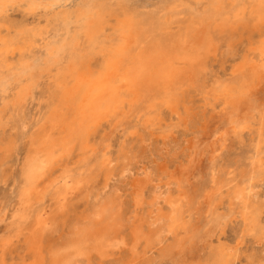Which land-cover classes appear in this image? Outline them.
<instances>
[{
  "label": "rangeland",
  "instance_id": "obj_1",
  "mask_svg": "<svg viewBox=\"0 0 264 264\" xmlns=\"http://www.w3.org/2000/svg\"><path fill=\"white\" fill-rule=\"evenodd\" d=\"M86 1L100 9L94 18L103 25L97 35L89 32L87 40L84 18L72 24L61 19L47 25L40 22L37 28V19L12 12L8 21L27 24L38 33L33 42L23 34V41L13 49L4 45L13 31L6 35V26L0 27V256L4 264H53L67 257L71 264H264V170L258 172L254 164L255 148L264 142V66L258 60L264 48V23L256 21L258 0ZM118 18L130 20L129 27L120 29ZM121 40L133 56L156 52L176 62L181 75L171 95L150 83L139 86V96L121 88L120 108L110 109L98 126L89 123L70 137L65 127L57 126V143L48 149L62 146L53 153L63 157L52 155L55 159L49 163L46 158L47 166L43 161L44 185L33 197L31 209L19 216L23 170L33 158L41 130H49L54 120L73 117L87 83L103 79L106 56ZM79 62H89V76L86 86L83 83L73 92L78 83L71 74ZM191 62L201 65L193 73ZM64 81L69 85L67 105ZM81 132L84 136L79 140ZM104 154L112 160L106 168L102 167ZM234 187L252 190L262 204L258 227L252 232L244 225L240 209L233 206ZM169 201L181 206L186 232H170ZM106 203L121 212L123 221L117 218L119 226L114 227L116 238L109 230L105 240L85 243L80 234L103 229L100 213ZM233 208L234 213L213 231V210L227 215ZM180 240L184 244L178 250ZM74 241L78 247L70 245Z\"/></svg>",
  "mask_w": 264,
  "mask_h": 264
},
{
  "label": "bare ground",
  "instance_id": "obj_2",
  "mask_svg": "<svg viewBox=\"0 0 264 264\" xmlns=\"http://www.w3.org/2000/svg\"><path fill=\"white\" fill-rule=\"evenodd\" d=\"M236 2V1H235ZM233 2V3H235ZM257 5L255 8L254 13L256 14V21L260 22L261 24L264 23V1L258 0L256 1ZM232 3V4H233ZM237 3V2H236ZM97 5V4H96ZM238 5V3L236 4ZM244 5V4H243ZM247 5V4H246ZM234 6V5H233ZM242 7V6H241ZM254 7V6H253ZM247 8V7H246ZM99 8H93V6L91 5V3L87 2L86 0H0V27L6 26V32L8 34L11 33V31H13V35H8L6 38H4V45L6 49H13V47L15 46V44L17 43V41L22 40L21 38L23 37V34H25V36L29 37L30 40H32L31 42H33L37 36V32H34L33 29H29L27 28V24H22L20 26H16L14 24H12V22L8 21L9 17H10V13L12 12H22L25 16L29 15L32 17V21L37 19V22L35 23L36 27H40V22L44 23V25L49 24V22L55 20V19H61L63 22H66L68 24H72L75 23L76 21H81L82 18L87 19L83 24L85 25V28L83 29L84 31V35L86 37V40L88 39V33L90 32L91 34H98V31L101 30V25L100 26V22L99 20H96L94 18L95 14H99ZM241 10V9H240ZM239 10V11H240ZM243 10V9H242ZM247 10V9H246ZM252 10V7H251ZM105 11H103L104 13ZM222 12V11H221ZM237 12V11H236ZM247 12V11H246ZM20 13H17L18 15ZM102 13V14H103ZM239 13V12H238ZM253 13V14H254ZM108 14V13H107ZM249 14V13H248ZM23 15V16H24ZM113 15V14H111ZM131 15V14H130ZM235 15V14H234ZM101 16V15H100ZM103 16V15H102ZM101 16V17H102ZM220 16V15H219ZM241 16V15H240ZM21 17V16H19ZM29 17V18H31ZM115 17V16H114ZM117 17V16H116ZM119 17V16H118ZM121 17V16H120ZM119 17V18H120ZM125 17V16H124ZM235 18H238L236 16H234ZM243 17V16H242ZM12 18V17H11ZM119 18L117 20H119ZM234 18V19H235ZM248 18V17H246ZM24 19H26L24 17ZM99 19V18H98ZM116 19V18H115ZM122 18H120L121 20ZM124 19V18H123ZM128 19V17L126 18ZM122 20L120 22V20L118 22L121 23L120 25V29H127L129 27V21L128 20ZM245 19V18H244ZM251 19V18H250ZM15 20V19H14ZM28 20V19H27ZM104 20V19H103ZM230 20V19H229ZM232 20V19H231ZM238 20V19H237ZM242 20V19H241ZM248 20V19H247ZM246 20V21H247ZM29 21H31V19H29ZM101 21V20H100ZM234 21V20H233ZM117 22V21H116ZM237 22V21H236ZM244 22V21H243ZM255 22V21H254ZM8 23V24H7ZM26 23V22H25ZM31 23V22H30ZM65 23V24H66ZM94 24V26H91V24ZM233 23V22H232ZM241 23V22H239ZM223 24V23H222ZM238 24V23H237ZM243 24V23H242ZM192 25V23H191ZM236 25V24H235ZM101 28H100V27ZM189 26V24H187V27ZM231 26V25H230ZM33 27V26H32ZM186 27V28H187ZM243 27V26H242ZM1 29V28H0ZM100 29V30H99ZM167 29V28H166ZM236 29V28H235ZM244 29V28H243ZM3 30V28H2ZM36 30V29H35ZM168 30V29H167ZM187 30V29H186ZM190 30V28H189ZM5 31V30H4ZM164 31V29H163ZM188 31V30H187ZM193 33V32H192ZM1 34V32H0ZM234 35V34H233ZM189 37V36H188ZM186 38V37H185ZM182 39V36H181ZM76 41H78V37L75 39ZM23 41V40H22ZM25 41V39H24ZM27 41V40H26ZM122 42L120 44L117 45V47L115 48V50L113 52H110L106 57V70H105V74L103 76V79L101 80H96L95 82H86L87 79H85V77L87 76V72L86 70L88 69L87 67L90 66L89 62H79L77 64H75L74 69L72 71L71 77L73 75V81L75 80L76 84L75 86H73L72 90L74 91H78L80 89V87H82L81 84L87 83L88 85V89L86 88V93L83 94V96H81V101L79 106L77 107V109H73L75 110L74 112H77L73 115L72 118H61L59 121L54 120V122L50 123V128L49 130L43 129L41 130V134H40V138L38 140V142L34 145V143L32 142V146L34 145V148L32 149L33 152V158L32 160L28 162L27 166L24 168L23 170V177H24V185L21 187L20 189V194H19V210L18 212L20 213L19 216H23L26 215V213L31 209L32 207V202H33V197L35 196V194H37L39 191H41L42 189V185L43 182V174H44V170H41V168H44V165H42L43 161L46 159L49 162H51V159L54 158V156H56V153L54 155L53 151L56 150L55 152L59 151L60 146L59 145V149H54L53 151H49V149H53V147L55 146V142L57 143V141L54 139V134H55V129L57 126H63L65 127V129L69 132L66 137H70L73 133V131L76 133H79L80 130H82V128L87 129L85 126H88L89 123H93L94 126H98L99 123H101L100 121H102V119L106 120L108 111L111 109V112H115L116 110H118L120 108V99H119V90L121 88H127L128 91L131 92V94H133L134 96L137 95L139 96L140 93H138L140 91L139 86L141 84L144 83H150L153 86H156L158 88L162 89V92H164L166 95H171V87L175 84L176 82V78L178 76L181 75V70L177 69L173 63L176 62H170L169 59H165V57L160 56L159 55H154L153 52L151 53H147V54H143L141 56H133L131 55V48L127 49H123L124 43L123 41L125 40H121ZM261 42H263L262 40H260ZM259 41V42H260ZM3 42V41H2ZM21 42V41H20ZM261 45V43H259ZM26 45V44H25ZM126 45V44H125ZM132 45V44H131ZM140 45H143L142 42L140 43ZM262 45L264 46V43H262ZM261 45V46H262ZM2 46V45H1ZM21 46V45H20ZM22 47V46H21ZM27 47V46H26ZM125 48V47H124ZM229 48V47H228ZM22 49V48H21ZM28 50V49H27ZM138 50V49H137ZM232 49H230L231 52ZM260 50V49H259ZM258 51V50H257ZM261 51V55H260V62L263 63L262 65L264 66V48ZM101 52H103L101 50ZM105 52V51H104ZM233 52V50H232ZM231 52V54H232ZM20 54V53H19ZM104 54V53H103ZM136 54V53H135ZM181 54V53H179ZM106 55V54H105ZM104 55V56H105ZM207 55V54H205ZM27 56V55H26ZM28 57V56H27ZM211 57V56H208ZM19 58V57H18ZM132 59V60H130ZM174 59V58H173ZM186 59V58H185ZM209 59V58H208ZM207 59V60H208ZM104 60V59H103ZM131 61L130 63H127V61ZM172 60V59H171ZM88 61V60H87ZM188 61V60H187ZM198 61H201V59H199ZM205 61V60H204ZM179 62V61H178ZM183 62V61H182ZM208 62V61H207ZM180 63V62H179ZM177 63V64H179ZM185 63V62H183ZM200 62H194L192 64L191 62V66L192 70H189L190 73L195 72L193 70L194 67L199 66L200 68ZM254 63V62H253ZM176 64V65H177ZM188 64V63H186ZM255 64V63H254ZM182 65V64H181ZM185 65V64H184ZM207 65V64H206ZM261 66V65H260ZM261 66V67H263ZM203 67V66H202ZM260 67V68H261ZM92 69V68H91ZM203 69V68H202ZM6 70V69H5ZM72 70V69H71ZM90 70V68H89ZM201 70V69H199ZM7 71V70H6ZM88 71V70H87ZM234 71V70H233ZM95 72V70H94ZM93 73V72H92ZM237 73V72H234ZM89 76V74H88ZM261 76V74H260ZM75 77V79H74ZM255 77V76H254ZM66 81V80H65ZM64 81V86L62 87L64 91V105L68 104V98L70 96L69 94V85L67 87V83ZM118 82L119 83V87H117V85H115V83ZM117 83V84H118ZM256 83V82H255ZM258 83V81H257ZM62 84V83H61ZM73 84V83H72ZM71 85V84H70ZM81 85V86H79ZM86 86V85H85ZM220 86V85H219ZM224 88V87H223ZM222 88V89H223ZM22 89V88H21ZM20 89V90H21ZM123 90V89H122ZM243 90V89H242ZM23 91L20 93V96L23 95ZM81 91V90H80ZM85 91V90H84ZM83 91V92H84ZM95 91V93H94ZM121 91V90H120ZM226 91V90H225ZM26 92V91H25ZM28 92V90H27ZM71 92V91H70ZM161 92V91H160ZM72 93V92H71ZM81 93V92H80ZM128 93V92H127ZM138 93V94H137ZM179 93V92H178ZM241 93V92H240ZM17 94V93H16ZM130 94V93H129ZM158 94V92H157ZM160 94V93H159ZM180 94V93H179ZM225 94V93H224ZM79 95V94H77ZM19 96V94H18ZM132 96V95H131ZM123 97V96H122ZM71 98V97H70ZM78 98V97H77ZM22 99V98H21ZM79 99V98H78ZM222 99V98H221ZM80 100V99H79ZM18 101V99H17ZM191 101V99H190ZM72 102V101H71ZM70 103V101H69ZM77 104V101L75 100L74 104ZM79 103V101H78ZM129 103V102H128ZM132 103V102H131ZM161 103V102H160ZM164 103V102H163ZM75 104V105H76ZM158 104V103H157ZM169 104V103H168ZM167 105V104H165ZM172 105V104H171ZM179 105V104H178ZM194 105V104H192ZM156 106V105H154ZM177 106V105H176ZM68 107V106H67ZM157 107V106H156ZM63 108V107H62ZM127 108V107H126ZM153 108V107H152ZM56 109V108H55ZM65 109V108H64ZM168 109V108H167ZM175 109V108H174ZM70 110V108H69ZM130 110V109H129ZM67 111V110H66ZM175 111V110H174ZM57 112V111H56ZM68 112V111H67ZM73 112V110H72ZM70 112V113H72ZM124 112V111H123ZM160 112V111H159ZM66 113V112H65ZM120 112H118L119 115ZM59 116H57L58 118L62 117L63 114L58 113ZM121 115V114H120ZM124 113L121 115L123 116ZM67 116H70L69 114H67ZM66 117V116H65ZM194 118V117H193ZM2 120V119H1ZM117 120V119H116ZM25 121V120H24ZM50 121V120H49ZM37 122V121H36ZM60 122V123H59ZM106 122V121H105ZM144 122V121H143ZM263 122V121H261ZM48 123V122H47ZM117 123V122H116ZM136 123V122H135ZM251 123V122H250ZM260 123V122H258ZM257 123V124H258ZM140 124V123H139ZM262 124V123H261ZM157 125V124H156ZM241 125V124H240ZM239 125V126H240ZM244 125V124H243ZM242 125V126H243ZM259 125V124H258ZM264 125V124H263ZM48 126V124H47ZM90 126V125H89ZM245 126V125H244ZM249 126V125H248ZM49 127V126H48ZM232 127V126H231ZM247 126H245L246 128ZM258 127V126H257ZM256 127V128H257ZM85 129H83L85 131ZM225 129V128H224ZM240 129V128H239ZM65 130V131H66ZM242 130V129H241ZM244 130V128H243ZM264 130V129H263ZM21 131V130H20ZM129 131V130H128ZM258 131V129H257ZM260 132V131H259ZM20 133V132H19ZM63 132H61L62 134ZM82 133V132H81ZM90 133V132H88ZM83 134V133H82ZM129 134V133H128ZM131 134V133H130ZM261 134V133H260ZM23 135V134H22ZM57 134H55L56 136ZM79 140L80 138H82L81 136H84L79 134ZM133 135V133L131 134ZM58 136V135H57ZM56 136V137H57ZM260 136V135H259ZM22 137V136H21ZM61 137V136H60ZM65 137V136H63ZM88 137V136H87ZM93 137V136H92ZM95 137V136H94ZM125 137V136H124ZM174 137V136H173ZM261 137V136H260ZM259 137V138H260ZM16 139V138H15ZM62 139V138H61ZM70 139V138H69ZM262 139V137H261ZM264 139V138H263ZM262 139V142L264 141ZM18 140V139H17ZM16 140V141H17ZM76 140V139H75ZM78 140V139H77ZM95 140V139H94ZM123 140V139H122ZM258 140V139H257ZM21 141V140H20ZM96 141V140H95ZM77 142V141H76ZM125 142V141H124ZM75 143V142H74ZM260 142H256V144H259ZM12 144V143H11ZM14 144V143H13ZM17 144V143H16ZM63 144V143H62ZM76 144H80V143H76ZM86 144V143H85ZM91 144V143H90ZM255 144V145H256ZM25 145V144H24ZM119 145V144H118ZM253 145V146H255ZM78 146V145H76ZM82 146V145H80ZM108 146V145H107ZM28 147V146H27ZM73 147V146H72ZM85 147V146H84ZM91 147V146H90ZM49 148V149H48ZM77 151L78 150V147ZM257 148V149H256ZM254 154H255V162L254 164H257V169L258 172L263 171L264 170V142L263 145L261 147H256ZM15 149V148H14ZM28 149V148H27ZM16 150V149H15ZM88 150V148H87ZM119 150V149H118ZM18 151V150H17ZM65 153L66 151L63 150ZM76 151V149H75ZM74 151V152H75ZM76 151V152H77ZM86 151V150H85ZM90 151V150H89ZM88 151H86L87 153ZM16 153V151H15ZM62 153V152H61ZM82 153V151L80 150V154ZM106 153V152H105ZM107 154V153H106ZM106 154H104L103 156H101L103 158V163H102V167L106 168L108 167L112 160L110 158V156H107ZM1 155V154H0ZM18 155V154H16ZM52 155H54L52 157ZM61 157L62 154H60ZM59 155V156H60ZM71 153L68 155L70 156ZM76 155V153H75ZM58 156V155H57ZM57 156L55 158H57ZM58 156V157H59ZM77 156V155H76ZM81 156V155H80ZM79 156V157H80ZM84 156V155H82ZM195 156V155H194ZM66 157V155L64 156ZM71 157V156H70ZM38 158H42L38 159ZM44 158V159H43ZM54 158V159H55ZM60 158V157H59ZM68 158V157H67ZM29 159V157H28ZM194 159V158H193ZM45 160V163H47ZM57 160V159H56ZM73 159H71L72 162ZM79 160V159H78ZM85 160V159H84ZM197 160V159H196ZM27 161V159H26ZM25 161V162H26ZM54 161V160H53ZM76 160H74L73 164L75 163ZM250 161V160H249ZM7 162V161H6ZM18 162V161H17ZM57 162V161H56ZM59 162V161H58ZM61 162V161H60ZM78 162V161H77ZM163 162V161H162ZM44 163V164H45ZM48 163L46 164V166L48 165ZM70 163V162H69ZM101 163V162H100ZM196 163V162H195ZM56 164V163H55ZM58 164V163H57ZM51 165V164H49ZM54 165V164H53ZM68 165V164H66ZM191 165V164H190ZM45 166V167H46ZM71 166V165H70ZM63 167V165H62ZM67 167V166H66ZM89 167V166H88ZM93 167V166H92ZM101 167V168H102ZM190 167V166H189ZM192 167V166H191ZM47 168V167H46ZM58 168V166H57ZM71 168V167H70ZM40 169V170H39ZM69 169V168H68ZM67 169V170H68ZM108 169V168H107ZM50 170V169H49ZM54 170V169H53ZM51 170V171H53ZM61 170V169H59ZM103 170V169H102ZM66 171V170H65ZM80 171V170H79ZM46 172V171H45ZM64 172V171H63ZM185 172V171H184ZM50 173V172H49ZM59 173V171H58ZM66 173V172H65ZM187 173V172H186ZM51 174V173H50ZM56 176V173H54ZM19 175V174H18ZM22 175V174H21ZM96 175V174H95ZM113 175V174H112ZM48 177V175H46ZM51 176V175H50ZM49 176V177H50ZM101 176V173H100ZM19 177V176H18ZM45 177V176H44ZM111 177V176H110ZM21 179V178H20ZM46 180V178H45ZM58 180V178H57ZM48 181V180H47ZM46 183V182H45ZM82 183V182H81ZM220 183V182H218ZM13 184V183H12ZM47 185V184H46ZM167 185V184H166ZM249 185V184H248ZM91 186V185H90ZM219 186V185H218ZM58 187V186H57ZM251 187V186H250ZM234 190L232 191L231 196L233 197V202L235 203L233 206L234 208H238L240 209V214L242 217V220L244 222V225L246 227H248L250 230V232L254 231V229H256L257 226V216L260 214L261 211V207L262 204L260 205V203H258L257 200V196L256 194L252 191L249 190L247 191L244 187H238V188H233ZM248 189V188H247ZM63 190V189H62ZM220 188L217 189V191H219ZM99 192V191H98ZM101 192V191H100ZM227 192V191H226ZM41 193V192H40ZM44 193V192H43ZM64 193V192H63ZM108 193V192H107ZM65 194V193H64ZM81 194V193H80ZM110 194H107V196ZM37 196V195H36ZM42 196V195H41ZM105 196V195H104ZM213 197V196H212ZM219 197V196H218ZM42 198V197H41ZM118 198V197H117ZM166 198V197H165ZM210 198V199H209ZM208 198V200H211V196ZM104 199H108V198H104ZM36 200V199H35ZM42 200V199H41ZM54 200V199H53ZM111 200V199H108ZM61 201V200H60ZM106 201V200H105ZM116 201V200H115ZM164 201V200H163ZM41 202V201H40ZM109 203L111 201H108ZM167 202V201H166ZM210 202V201H207ZM43 203V202H42ZM174 203V202H173ZM172 201H169V207L170 208L172 206V210L170 212V214L168 215L167 220L169 223V230L170 232H177L179 229L185 231L184 228V219L182 216V211H181V206L176 204H173ZM103 204V203H102ZM209 204V203H208ZM47 205V204H46ZM91 205V204H90ZM98 205L100 206V204L98 203ZM217 206V205H216ZM91 207V206H90ZM120 207H123L120 206ZM95 208V207H94ZM103 210L100 213V216L102 215V217L100 218L102 221H98L100 224H104L103 229H97L94 230L91 229L89 232H84L82 238V241H84L85 243H89L90 241L93 242V240H105V237L107 235L108 231L113 230V233L115 235L116 238V234L118 233L116 228V225H118L117 218H119L120 213L119 212V216L116 213V211H114L113 209V205L112 204H105V206H102ZM138 208V207H137ZM234 208L231 209L229 214L227 213V215H225L224 213L221 212V214H219L218 212L215 211V209L213 210L212 213V217H213V231L218 229L220 226H222L224 224V219L225 217H229L234 213ZM44 209V208H43ZM230 209V207L228 208ZM49 210V209H48ZM92 210V209H91ZM94 210V209H93ZM98 210V209H97ZM169 210V211H170ZM96 211V210H95ZM167 212V211H166ZM123 213V212H122ZM126 213V212H125ZM168 213V212H167ZM134 214V213H133ZM123 216V214L121 215ZM239 216V215H238ZM50 218V217H49ZM130 218V217H129ZM240 218V217H239ZM59 219V218H58ZM140 219V218H139ZM138 219V220H139ZM241 219V218H240ZM61 220V219H60ZM121 221H123L122 219H120ZM52 221V220H51ZM59 221V220H58ZM80 221V220H79ZM78 221V222H79ZM136 221V220H135ZM241 221V220H240ZM84 222V221H83ZM97 222V221H96ZM142 222V221H141ZM187 222V221H186ZM212 222V221H211ZM210 222V223H211ZM56 223V221L54 222ZM53 223V225H54ZM69 223V222H68ZM94 223V222H93ZM98 223V224H99ZM140 223V222H139ZM58 224V223H56ZM72 224V222H71ZM75 224L77 225V223L75 222ZM74 224V225H75ZM97 224V225H98ZM64 225V224H63ZM67 225V224H66ZM65 225V226H66ZM80 225V223H79ZM93 225V224H92ZM91 225V226H92ZM55 226V225H54ZM82 226V225H80ZM79 226V227H80ZM96 227V225H93L92 227ZM119 226V225H118ZM212 226V225H211ZM242 226V225H241ZM48 227V226H47ZM58 227V226H57ZM60 227V226H59ZM77 228H79L78 226H76ZM84 227V225H83ZM87 227V224H86ZM85 227V229H86ZM101 227V225H100ZM115 227V228H114ZM138 227V226H137ZM167 227V226H166ZM72 228H74V226L72 225ZM74 228V229H77ZM114 228V229H113ZM69 229V228H68ZM81 229V228H80ZM79 229V230H80ZM84 229V228H82ZM89 229V228H88ZM161 229V228H160ZM41 230V228H40ZM53 230V229H52ZM138 230V229H137ZM162 230V229H161ZM261 234L264 233V226L261 228ZM55 231V230H54ZM78 231V230H77ZM76 231V232H77ZM68 232V231H67ZM70 233V232H69ZM75 233V232H74ZM192 233V232H191ZM46 234V233H45ZM76 234V233H75ZM152 234V233H151ZM64 235V234H63ZM67 235V233H66ZM64 235V236H66ZM69 235V234H68ZM73 236V234H70ZM79 235V234H78ZM79 235V236H80ZM186 235V234H185ZM41 236V235H40ZM112 236V235H111ZM129 236V235H128ZM194 236V235H193ZM68 237V236H67ZM71 237V236H70ZM186 237H189L188 235ZM124 238V236H123ZM182 238H183V234H182ZM185 238V237H184ZM71 239V238H70ZM80 239V238H79ZM180 239V238H179ZM47 240V239H45ZM58 240V239H57ZM67 240V239H65ZM69 240V239H68ZM67 240V241H68ZM186 240V239H185ZM62 241V240H61ZM73 244L70 243V245H75V246H79V242H72ZM126 243V242H125ZM187 243V242H186ZM184 243L180 240V242L178 241V245H177V249L181 250L182 245ZM126 245H129L128 243ZM3 245V249H4ZM27 246V245H26ZM51 246V245H50ZM91 247V246H90ZM27 249V248H26ZM121 249V248H120ZM174 249V248H173ZM82 250V249H81ZM121 251V250H120ZM83 252V251H82ZM89 252V251H88ZM94 252V251H93ZM179 252V251H178ZM84 254V253H83ZM85 256V255H84ZM180 256V255H179ZM45 257V256H44ZM92 257V256H90ZM68 258V257H67ZM67 258H58L56 259V261L54 260L53 264H71V262H69L67 260ZM84 258V257H83ZM21 260V259H20ZM82 260V259H81ZM80 260V261H81ZM90 260V259H89ZM100 260V259H99ZM234 260V259H233ZM232 260V261H233ZM86 261V260H85ZM0 263L4 264L3 262V257L0 256ZM103 264V262H101ZM38 264V262H37ZM40 264V263H39ZM42 264V263H41Z\"/></svg>",
  "mask_w": 264,
  "mask_h": 264
}]
</instances>
